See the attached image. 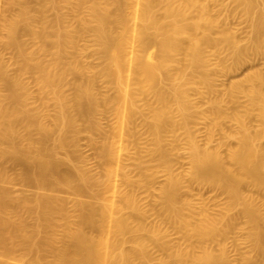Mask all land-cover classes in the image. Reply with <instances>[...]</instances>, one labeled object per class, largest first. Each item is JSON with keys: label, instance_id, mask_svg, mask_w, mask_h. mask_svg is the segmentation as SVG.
I'll use <instances>...</instances> for the list:
<instances>
[{"label": "bare ground", "instance_id": "obj_1", "mask_svg": "<svg viewBox=\"0 0 264 264\" xmlns=\"http://www.w3.org/2000/svg\"><path fill=\"white\" fill-rule=\"evenodd\" d=\"M260 58L264 0H4L0 264H264Z\"/></svg>", "mask_w": 264, "mask_h": 264}, {"label": "rangeland", "instance_id": "obj_2", "mask_svg": "<svg viewBox=\"0 0 264 264\" xmlns=\"http://www.w3.org/2000/svg\"><path fill=\"white\" fill-rule=\"evenodd\" d=\"M4 0H0V5L2 4ZM149 54L152 56L153 55V51L151 50L149 52ZM8 55V54H7ZM9 56H5V58L7 59ZM254 63V64H253ZM254 65V66H253ZM247 66V67H246ZM245 67L246 68H242L238 74H233L228 76L227 78H224L221 80V83H228L230 82L231 80H235V79H238L240 78L243 74L247 73L250 69L252 68H263L264 69V59L260 58V60H255L254 62H252L251 64H248L246 65ZM230 77V78H229ZM201 135H203L201 133ZM78 149L81 151V153H83V155L85 157H87L89 160H91V156L92 155V151H91V148L89 147L86 139L84 137H82L79 141V146H78ZM7 170L10 172L11 171V168L10 166H6ZM0 188L4 189V190H8L9 192L11 191L12 193L14 194H27V195H34V194H37V193H40V190L39 188H37L35 185H32V184H25V183H22V182H18L16 180H12V181H2L0 180ZM208 191V190H207ZM203 192V198L204 199H212V197H215L216 194H214L211 190H209L208 192ZM211 191V192H210ZM60 195H63L65 196L64 194H60ZM219 199H222L221 197H219Z\"/></svg>", "mask_w": 264, "mask_h": 264}]
</instances>
